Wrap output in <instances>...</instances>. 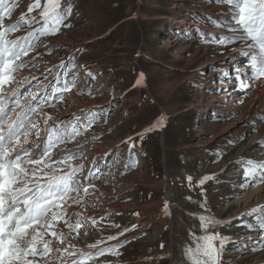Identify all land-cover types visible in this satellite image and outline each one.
I'll list each match as a JSON object with an SVG mask.
<instances>
[{"label":"rangeland","instance_id":"obj_1","mask_svg":"<svg viewBox=\"0 0 264 264\" xmlns=\"http://www.w3.org/2000/svg\"><path fill=\"white\" fill-rule=\"evenodd\" d=\"M31 2L16 0L5 24ZM61 2L73 5L65 21L71 26L37 33L34 48L21 57L26 66L14 74L19 83L11 87L19 95L5 98L20 102L12 119L25 105L34 109L24 117L26 127L29 120L37 124L25 147L38 154L55 142L52 160L74 157L55 167L82 166L74 179L89 178L88 192L80 188L82 203L67 208L73 222L83 221L80 234L67 227L60 247L90 253L86 264H189L184 249L195 247L192 234L218 233L225 238L219 264H264V169L246 176L249 160L264 164V77L251 79L250 40L215 42L242 35L229 31L235 27L230 5ZM41 26L24 25L9 38ZM65 84L71 91H63ZM161 117L162 127L145 131ZM95 157L93 169L87 162ZM206 176L211 179L201 184ZM201 216L221 223L205 230Z\"/></svg>","mask_w":264,"mask_h":264},{"label":"snow or ice","instance_id":"obj_2","mask_svg":"<svg viewBox=\"0 0 264 264\" xmlns=\"http://www.w3.org/2000/svg\"><path fill=\"white\" fill-rule=\"evenodd\" d=\"M217 2L230 5L235 27L229 28V31L242 35L222 36L215 42L228 45L237 40H250L252 43L247 47L255 50V54L251 55V68L255 73L253 79L264 77V0ZM16 6V0H13L11 5L7 0H0V264H66L64 257H72L76 253L60 247L65 244L67 235L59 230V225L63 223L70 232H75L77 236L80 234L83 221L76 219L73 222L67 208L71 207V204L82 203L78 198L80 181L74 179L76 172L82 170V166H69V171L57 169L55 165H62L74 157L66 156L61 160H52L51 152L56 147L55 142L50 141L38 154H33L31 146L25 147L31 135L30 129H35L37 124L29 120L30 127H26L24 117L27 111L34 109L25 105L21 112L15 114L16 118L12 119L10 113L20 107V102L16 100L10 105L5 98L9 93L11 97L19 95L17 89L11 87L19 83L14 74L26 66L21 57L27 56L34 48L32 40L39 39L37 33L40 36L55 35L61 27H70L65 21L72 15L73 5L69 3L64 7L61 0H32L26 12H21L15 22L6 25L5 19L11 20ZM31 13L36 15H30ZM33 23H41L42 26L28 32L26 36L9 38L11 33ZM141 80L143 73L137 83ZM247 87L250 89L251 85ZM63 91H71V87L65 84ZM31 95L33 100L37 99L36 94ZM53 98L55 99V96ZM162 120L163 117L145 131L162 127ZM36 135L39 139L38 132ZM75 135L79 133L72 134L71 138ZM58 139L60 143L64 142L63 139ZM35 146L39 147L38 144ZM247 163L251 167L246 169V176H254L258 168L264 169V164L251 160ZM188 179L191 181V177ZM208 179L211 177L202 178L200 183L203 184ZM245 186L240 185L241 188ZM83 192L86 194L88 188L85 187ZM73 193L76 195L73 196ZM200 219L205 230L221 223L214 221L212 217L201 216ZM259 227L264 229V220H259ZM84 234L87 235L86 232ZM192 235L195 238V247L189 245L184 249L189 264H219L220 250L225 238L219 237L218 233L199 237ZM108 239L115 237L110 236ZM217 240L221 241L220 248L215 243ZM89 247L94 248L96 245ZM163 247L161 244V248ZM103 252L101 249L97 255H102ZM90 256V253H81L80 257L71 260L70 264H86Z\"/></svg>","mask_w":264,"mask_h":264},{"label":"bare ground","instance_id":"obj_3","mask_svg":"<svg viewBox=\"0 0 264 264\" xmlns=\"http://www.w3.org/2000/svg\"><path fill=\"white\" fill-rule=\"evenodd\" d=\"M180 38V37H179ZM254 74L255 73H253L252 75L254 76ZM253 76H252V80L253 81H257V79H253ZM260 86V84L258 85V87ZM239 97V96H238ZM232 99H234L233 98V96L232 95H230L229 94V96H228V101L229 100H232ZM98 158H92L91 159V161H90V163H89V161L87 162L88 164L87 165H89L90 167H92L93 169H95V167H96V165H97V163H98ZM94 173V172H93ZM80 181V188H81V192H83V189L85 188V187H87V185H88V181H89V178H88V176H84V177H82V179H80L79 180ZM84 193V192H83ZM69 203H71V201H69ZM76 206L78 205V204H75ZM80 210V209H79ZM66 226H64L63 225V223H61L60 225H59V230H62L65 234H66ZM263 240V239H262ZM69 251H72V250H69ZM75 253H76V255L74 256V258L73 259H77L78 257H80V253L79 252H77V251H75ZM73 259H69V258H67V260L65 259V261H66V264H70V261L71 260H73Z\"/></svg>","mask_w":264,"mask_h":264},{"label":"water","instance_id":"obj_4","mask_svg":"<svg viewBox=\"0 0 264 264\" xmlns=\"http://www.w3.org/2000/svg\"><path fill=\"white\" fill-rule=\"evenodd\" d=\"M171 226H172V222H171Z\"/></svg>","mask_w":264,"mask_h":264}]
</instances>
